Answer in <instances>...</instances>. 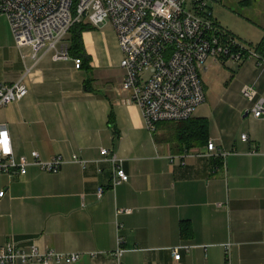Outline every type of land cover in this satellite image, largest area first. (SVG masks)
<instances>
[{"label": "crops", "instance_id": "1", "mask_svg": "<svg viewBox=\"0 0 264 264\" xmlns=\"http://www.w3.org/2000/svg\"><path fill=\"white\" fill-rule=\"evenodd\" d=\"M82 39L89 71L79 59L55 62L50 54L35 64L0 14V83L15 84L31 70L28 95L0 108V125L8 127L16 157L37 151L44 161H67L57 174L37 167L24 177L0 174V248L36 245L80 254L75 264H119L112 253L121 239V264H264V119L254 118L255 102L242 93L249 87L264 98V66L209 61L204 74L212 65L227 70L202 74L207 100L193 119L208 121V142L227 155H197L182 165L171 162L184 153L169 141L175 127L152 134L122 89L115 30L93 29ZM103 149L123 161L128 182L114 186ZM183 223L192 237L182 235Z\"/></svg>", "mask_w": 264, "mask_h": 264}, {"label": "built area", "instance_id": "2", "mask_svg": "<svg viewBox=\"0 0 264 264\" xmlns=\"http://www.w3.org/2000/svg\"><path fill=\"white\" fill-rule=\"evenodd\" d=\"M210 0H0V14L10 24L19 50L29 47L35 64L41 56L50 54L55 62L70 56V30L88 22L93 28L111 22L123 54L121 67L126 71L122 89L130 93V102L137 105L149 131L154 134L161 123L184 122L194 118L206 100L202 74L211 60L215 64H239L255 60L264 66V59L250 46L243 44L222 29L209 7ZM25 57V56H24ZM27 69L21 80L12 85L0 83V108L23 100L28 95L25 83ZM243 95L255 102L252 110L256 119H264V98L257 99L254 89L246 87ZM257 99V100H256ZM243 141L248 136H242ZM225 158L210 141L204 150L188 151L171 157V162L193 156ZM101 156L113 169L114 186L128 182L123 161L109 150ZM72 162L85 165L77 157ZM67 161L58 156L42 160L37 151L16 157L7 125H0V174L26 176L30 167L57 174ZM103 189L98 192L102 197ZM5 192H0V199ZM131 213V210H127ZM123 240L112 256L121 264ZM174 260L180 261L179 250ZM80 254L42 251L36 245L22 249L8 242L0 248V264H75Z\"/></svg>", "mask_w": 264, "mask_h": 264}, {"label": "rangeland", "instance_id": "3", "mask_svg": "<svg viewBox=\"0 0 264 264\" xmlns=\"http://www.w3.org/2000/svg\"><path fill=\"white\" fill-rule=\"evenodd\" d=\"M209 7L221 28L243 44L254 46L264 36V0H210ZM98 30L109 33L114 32V27L111 22H108ZM218 70L227 69L221 64L212 65L205 74L210 75L211 72L218 74ZM205 74L203 72L204 79Z\"/></svg>", "mask_w": 264, "mask_h": 264}, {"label": "trees", "instance_id": "4", "mask_svg": "<svg viewBox=\"0 0 264 264\" xmlns=\"http://www.w3.org/2000/svg\"><path fill=\"white\" fill-rule=\"evenodd\" d=\"M79 0H74L73 10L75 11ZM88 22H82L75 25L69 33L68 41L70 43V56L81 60V68L89 71L90 57L87 55L84 48L82 35L86 31L93 30ZM253 49L264 59V36L259 44L253 47ZM167 123H161L157 126V130L161 125ZM175 127L173 136L169 139L171 142H176L183 148L184 153L191 151L194 148H201L208 144L209 138V123L205 119H191L184 122H170ZM156 130V132H157ZM155 132V133H156ZM181 233L184 237H192V230L186 223L181 225Z\"/></svg>", "mask_w": 264, "mask_h": 264}]
</instances>
